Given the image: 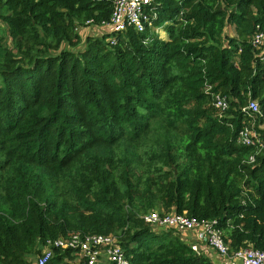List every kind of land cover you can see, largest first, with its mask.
I'll use <instances>...</instances> for the list:
<instances>
[{
	"label": "trees",
	"instance_id": "1",
	"mask_svg": "<svg viewBox=\"0 0 264 264\" xmlns=\"http://www.w3.org/2000/svg\"><path fill=\"white\" fill-rule=\"evenodd\" d=\"M153 2L150 29L110 43L77 28L108 21L112 0H0V264H34L46 239L76 232L117 236L129 264H214L145 223L160 207L216 220L229 256L264 248V61L248 42L264 0ZM253 99L259 152L237 143Z\"/></svg>",
	"mask_w": 264,
	"mask_h": 264
},
{
	"label": "built area",
	"instance_id": "2",
	"mask_svg": "<svg viewBox=\"0 0 264 264\" xmlns=\"http://www.w3.org/2000/svg\"><path fill=\"white\" fill-rule=\"evenodd\" d=\"M153 0H112V10L108 21L100 24L86 22L88 28H98L102 34H107L110 43L115 42L117 34H123L127 29L137 33H143L150 29L156 18V8ZM100 27V28H99ZM82 28V27H81ZM253 55L260 61H264V29L256 31L248 40ZM229 98L217 93L212 101V106L223 114L229 106ZM241 110L249 115H259V106L256 100H249L241 107ZM262 128V127H261ZM253 133L244 127L239 132L237 143L242 145L259 144L256 152H259L263 142L260 139L252 140ZM254 161L250 155L248 162ZM145 223L155 225L158 229L175 230L179 233H193L195 241H205L216 249L221 257L229 256V245L225 242L222 231L217 227L214 219H199L186 213L158 212L157 210L142 216ZM68 252L64 260L67 264H129V258L117 237L113 234L92 233L82 235L72 233L67 237H55L46 239L40 248L39 254L32 259L34 264H46L57 252ZM232 258L239 260L240 264H264V248L253 246L241 247L232 252Z\"/></svg>",
	"mask_w": 264,
	"mask_h": 264
},
{
	"label": "rangeland",
	"instance_id": "3",
	"mask_svg": "<svg viewBox=\"0 0 264 264\" xmlns=\"http://www.w3.org/2000/svg\"><path fill=\"white\" fill-rule=\"evenodd\" d=\"M84 27L83 29L85 30H82L81 27H78V28H81V33L83 35L82 37V40H84V38L86 37V35H92V36H96V37H101L103 36L104 34L100 33L98 28H95V27H91V28H88L86 26H82ZM77 28V29H78ZM100 28V27H99ZM155 33L160 37V38H163V39H166V33H165V30H164V27H161V28H157L155 30ZM224 34L226 35H232L234 36L233 34H235V31L234 29L232 28V25H227L225 26V29H224ZM12 47V43H11V40H10V37L8 35V31H7V25L3 22L2 19H0V58L3 56L4 52H5V48H11ZM63 47L65 48V45H63ZM83 48V42L81 43V45L78 47V48H75L73 49L74 52L78 51L79 49H82ZM208 88H204V90L206 91ZM257 101V100H256ZM258 102V101H257ZM211 103V100L209 102H207V104ZM212 105V103H211ZM254 116V115H253ZM242 121H246V127L253 133V135H257L258 134V131H255L253 129V127H255L257 124L259 125V128L262 127V124H259L258 123V120H255V116L253 118H250V119H245L243 118ZM250 163H253L252 161ZM144 170H147L146 168V165L144 162H142V165L137 168L135 170L136 172V175L138 178H140L142 181L144 180H147V176L148 177H151L152 174L151 173H148V172H145ZM157 182L159 181L158 178L155 179ZM161 208V207H160ZM159 208V209H160ZM159 209L157 210L156 208H154L153 210H157L159 212ZM162 210V209H160ZM157 226L155 225H152L151 228H153L154 230L158 231V232H161V231H164V232H167L169 230H163V229H158L156 228ZM170 233L175 236V237H181V240L183 239H187L188 241L192 240L194 242H192V246L193 248L197 251V252H202V249H200V247L196 246V242L197 240L195 241V235L193 233H182V232H178V231H175V230H170ZM111 234V233H110ZM117 237V236H116ZM182 242V241H181ZM191 243V242H190ZM191 245V244H190ZM33 259L31 258V261Z\"/></svg>",
	"mask_w": 264,
	"mask_h": 264
},
{
	"label": "crops",
	"instance_id": "4",
	"mask_svg": "<svg viewBox=\"0 0 264 264\" xmlns=\"http://www.w3.org/2000/svg\"><path fill=\"white\" fill-rule=\"evenodd\" d=\"M77 30L81 34V28H78ZM82 30H85V29H82ZM178 239L188 245L191 244L190 246H192V242H194L193 239L190 241H188L187 239L181 240V237H178ZM196 246L200 247V249H202L201 253H204L205 255H207L214 264H240L238 259L232 258L231 256L221 257L217 253L216 249L209 246L205 241H197Z\"/></svg>",
	"mask_w": 264,
	"mask_h": 264
},
{
	"label": "bare ground",
	"instance_id": "5",
	"mask_svg": "<svg viewBox=\"0 0 264 264\" xmlns=\"http://www.w3.org/2000/svg\"><path fill=\"white\" fill-rule=\"evenodd\" d=\"M261 117V116H260Z\"/></svg>",
	"mask_w": 264,
	"mask_h": 264
}]
</instances>
